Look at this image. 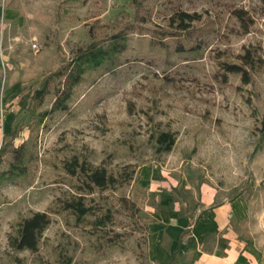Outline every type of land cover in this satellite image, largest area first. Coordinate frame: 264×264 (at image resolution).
I'll return each mask as SVG.
<instances>
[{
	"label": "rangeland",
	"instance_id": "374dc122",
	"mask_svg": "<svg viewBox=\"0 0 264 264\" xmlns=\"http://www.w3.org/2000/svg\"><path fill=\"white\" fill-rule=\"evenodd\" d=\"M134 1L0 0V173L21 146L27 169L0 181V264H155L150 241L163 235L161 218L197 222L205 186L215 192L216 206L244 203L235 234L264 248V62L247 85L240 75L225 82L220 66L239 63L248 48L264 59V5L136 0L137 8ZM236 9L247 12L248 29L233 15ZM178 10L202 19L180 33L169 26ZM122 31L126 50L89 69L68 110L33 128L23 97L79 48ZM53 101L48 96L40 111ZM158 132L175 133L172 151L157 152L151 137ZM73 157L114 175L134 173L122 187L88 195L98 211L82 223L58 203L78 194L77 180L63 168ZM121 198L138 212L125 211ZM107 211L112 221L102 233L89 222ZM38 212L52 221L38 250L11 248L18 224ZM168 228L167 248L177 234Z\"/></svg>",
	"mask_w": 264,
	"mask_h": 264
},
{
	"label": "trees",
	"instance_id": "16d2710c",
	"mask_svg": "<svg viewBox=\"0 0 264 264\" xmlns=\"http://www.w3.org/2000/svg\"><path fill=\"white\" fill-rule=\"evenodd\" d=\"M264 5V0H261ZM135 7L139 3L134 1ZM233 15L242 23L243 27L248 29L250 20L247 18V12L242 9L233 11ZM201 15L197 13H188L186 11H175L169 19V26L180 33L188 32L191 25L200 22ZM127 48V35L123 31L112 35L105 42H93L88 47L79 48L73 54L72 59L63 65L57 72L47 76L40 86L33 92L28 93L22 99V109L30 113L31 125H41L45 118L56 112L68 110L69 102L73 96L76 86H78L89 69L99 68L102 65L113 61L118 55L123 53ZM179 51H185L180 46ZM239 63H222V77L226 82L228 75H240L244 85L250 84L252 74L263 66L264 59L254 48H248L238 57ZM53 96L51 108L46 111H40L45 104L48 96ZM31 127V126H30ZM157 148L158 153H167L172 151L176 143V135L172 132H158L151 137ZM23 146L16 152L15 157L10 163L6 172L0 173V181L3 178H12L24 175L26 166L24 165ZM2 153L0 152V166L2 165ZM64 170L70 176L77 180V195L59 200V208L62 211L74 215L78 222H86L90 216H95L98 207L93 205V199H88V195H93L96 191H106L108 189L122 187L133 180L134 173L126 169L119 175L109 173L104 167H93L87 162L80 161L79 158L73 157L64 163ZM120 202L123 209L127 212L136 214L138 209L136 205L127 198H121ZM112 221L110 211L101 216H97L95 221L89 222L99 232L104 233L106 224ZM51 218L47 213H34L31 217L23 219L18 224L15 235L9 238V245L17 251L36 252L40 243L41 236L46 228L51 224ZM189 231H186L188 233ZM179 239V246L182 244V237ZM107 234V232H105ZM119 236V235H116ZM109 242L116 244L113 237L108 238ZM189 249L196 248V241L193 237L188 239ZM177 254L175 250L172 259ZM71 264V262H67Z\"/></svg>",
	"mask_w": 264,
	"mask_h": 264
},
{
	"label": "crops",
	"instance_id": "0c3cea01",
	"mask_svg": "<svg viewBox=\"0 0 264 264\" xmlns=\"http://www.w3.org/2000/svg\"><path fill=\"white\" fill-rule=\"evenodd\" d=\"M203 192V211L194 224L190 223V218L163 215L160 222L165 224V228L168 225L169 231L174 229L177 234L167 248L163 227V235L150 241L151 260L155 264H171L174 259V264H264V248L259 242L250 237L237 236L234 231L236 223L245 213L244 203L240 200L216 206L215 192L206 186ZM184 233L189 236L188 239H195V249H189L188 240H183L185 235L179 246V239ZM212 235H215V240L209 243L208 237ZM206 246H210L209 250ZM175 250L177 254L172 259Z\"/></svg>",
	"mask_w": 264,
	"mask_h": 264
}]
</instances>
